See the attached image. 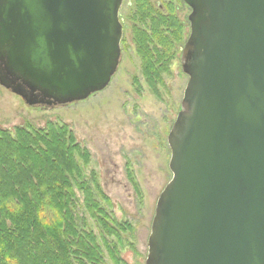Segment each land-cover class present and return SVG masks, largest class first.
<instances>
[{
	"label": "water",
	"instance_id": "water-1",
	"mask_svg": "<svg viewBox=\"0 0 264 264\" xmlns=\"http://www.w3.org/2000/svg\"><path fill=\"white\" fill-rule=\"evenodd\" d=\"M187 82L144 264H264V0H182ZM122 0H0V85L28 105L102 90Z\"/></svg>",
	"mask_w": 264,
	"mask_h": 264
},
{
	"label": "rangeland",
	"instance_id": "rangeland-1",
	"mask_svg": "<svg viewBox=\"0 0 264 264\" xmlns=\"http://www.w3.org/2000/svg\"><path fill=\"white\" fill-rule=\"evenodd\" d=\"M139 1L123 0L120 59L102 90L67 104L28 105L0 85V129L64 126L73 143L87 152V161L75 157L83 181L109 219L121 224L117 234L106 232L103 241L97 219L85 208L82 191L74 189L78 229L95 237L102 264H144L156 200L172 175L166 137L187 82L180 64L183 41L175 43L174 56L167 61L159 83L150 82L143 72L134 41L135 25L139 26L134 13ZM148 1L156 10L177 16L186 40L189 7L182 0ZM96 186L105 200L97 196Z\"/></svg>",
	"mask_w": 264,
	"mask_h": 264
},
{
	"label": "trees",
	"instance_id": "trees-1",
	"mask_svg": "<svg viewBox=\"0 0 264 264\" xmlns=\"http://www.w3.org/2000/svg\"><path fill=\"white\" fill-rule=\"evenodd\" d=\"M134 15L139 22L134 41L143 72L150 82L159 83L175 43L185 42L183 23L148 0L139 1ZM86 155L64 126L0 129V264H102L95 237L78 229L74 189L82 191L103 241L106 232L117 234L121 224L109 219L83 181L75 157L87 161ZM96 191L105 200L97 186Z\"/></svg>",
	"mask_w": 264,
	"mask_h": 264
},
{
	"label": "flooded vegetation",
	"instance_id": "flooded-vegetation-1",
	"mask_svg": "<svg viewBox=\"0 0 264 264\" xmlns=\"http://www.w3.org/2000/svg\"><path fill=\"white\" fill-rule=\"evenodd\" d=\"M122 5H123V0H122V2H121V6H120V8H119V20H120L121 25H122V38H121V42H120V49H121V43L123 42V24H122L121 17H120V9H121ZM160 7H161V6H160ZM120 53H121V50H120Z\"/></svg>",
	"mask_w": 264,
	"mask_h": 264
}]
</instances>
